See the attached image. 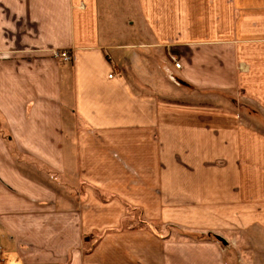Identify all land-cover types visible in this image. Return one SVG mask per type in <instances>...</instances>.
Instances as JSON below:
<instances>
[{"label": "crops", "instance_id": "crops-1", "mask_svg": "<svg viewBox=\"0 0 264 264\" xmlns=\"http://www.w3.org/2000/svg\"><path fill=\"white\" fill-rule=\"evenodd\" d=\"M110 1L0 0V264H168L172 230L264 202V131L227 100L264 112L236 19L264 0H131L145 35Z\"/></svg>", "mask_w": 264, "mask_h": 264}, {"label": "rangeland", "instance_id": "rangeland-1", "mask_svg": "<svg viewBox=\"0 0 264 264\" xmlns=\"http://www.w3.org/2000/svg\"><path fill=\"white\" fill-rule=\"evenodd\" d=\"M110 3L116 6V16L112 19L122 18V31L124 27V31L127 30L128 33H133L136 28L139 32L141 31L142 35L149 32L142 19L137 18L139 16L137 8L130 9L131 0H111ZM118 3L121 6L119 9H117ZM246 6L238 10L239 16L236 15V19L240 20L242 25L246 20L251 25L250 31H245V34L256 36V34L264 33V30L262 31L258 25L259 21H263L264 14L256 11V9L261 10L264 7ZM133 21L135 24L132 28ZM141 42L147 43V39H142ZM173 57L178 62L180 61L178 55L171 53L170 60L173 64ZM227 100L231 106L239 103L242 114L249 115L254 120L256 128L264 131V112L245 99L243 93H231ZM216 212V218L212 219L214 225L209 226V229L207 228L202 233L191 230H172L175 232L174 235L177 234L179 238L174 241L173 248H177V250L170 257L168 264H264V202L253 201L248 207L235 206L226 208V210L219 209ZM128 213V218L122 222V227L125 230L146 227L142 213L132 208H129ZM154 225L159 231L163 230L158 224ZM219 237L225 240L226 245L218 239Z\"/></svg>", "mask_w": 264, "mask_h": 264}, {"label": "built area", "instance_id": "built-area-1", "mask_svg": "<svg viewBox=\"0 0 264 264\" xmlns=\"http://www.w3.org/2000/svg\"><path fill=\"white\" fill-rule=\"evenodd\" d=\"M56 57L57 58H61V59L65 60V61H71L72 60V57L69 55L68 52H62L61 54L60 53H56ZM173 60H174V65L176 66V68L180 69L181 65L177 61V59L175 57H173Z\"/></svg>", "mask_w": 264, "mask_h": 264}, {"label": "water", "instance_id": "water-1", "mask_svg": "<svg viewBox=\"0 0 264 264\" xmlns=\"http://www.w3.org/2000/svg\"><path fill=\"white\" fill-rule=\"evenodd\" d=\"M223 244H225L226 245V242H225V240L224 239H222L221 237H219L218 238Z\"/></svg>", "mask_w": 264, "mask_h": 264}]
</instances>
